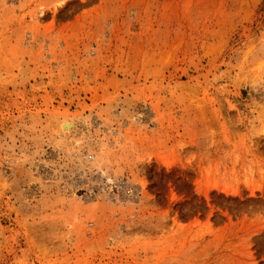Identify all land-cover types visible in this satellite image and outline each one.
<instances>
[{
    "label": "rangeland",
    "instance_id": "1",
    "mask_svg": "<svg viewBox=\"0 0 264 264\" xmlns=\"http://www.w3.org/2000/svg\"><path fill=\"white\" fill-rule=\"evenodd\" d=\"M0 264H264V0H0Z\"/></svg>",
    "mask_w": 264,
    "mask_h": 264
},
{
    "label": "bare ground",
    "instance_id": "2",
    "mask_svg": "<svg viewBox=\"0 0 264 264\" xmlns=\"http://www.w3.org/2000/svg\"><path fill=\"white\" fill-rule=\"evenodd\" d=\"M67 127H70V125H69V126H67Z\"/></svg>",
    "mask_w": 264,
    "mask_h": 264
}]
</instances>
